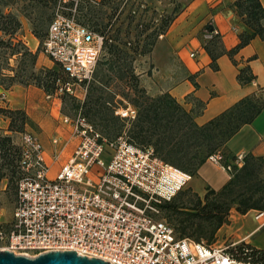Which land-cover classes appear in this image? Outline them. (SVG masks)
<instances>
[{"label":"built area","instance_id":"built-area-1","mask_svg":"<svg viewBox=\"0 0 264 264\" xmlns=\"http://www.w3.org/2000/svg\"><path fill=\"white\" fill-rule=\"evenodd\" d=\"M217 33L212 28L203 37ZM103 40L74 13L54 14L42 52L65 79L54 94L46 93L47 99L63 91L72 94L77 87L87 91ZM60 122L71 129L76 144L53 175L38 136L20 133L22 176L11 216L0 222V250L26 257L73 250L110 264H240L226 251L236 243L213 246L180 238L161 217L158 205L188 187L191 173L163 161L151 146H138L124 135L103 136L81 113L62 116ZM60 139L53 137L51 143ZM50 158L57 161L59 151L53 149ZM208 159L225 171L232 169L221 151ZM242 160L237 155L232 162L240 165Z\"/></svg>","mask_w":264,"mask_h":264},{"label":"trees","instance_id":"trees-1","mask_svg":"<svg viewBox=\"0 0 264 264\" xmlns=\"http://www.w3.org/2000/svg\"><path fill=\"white\" fill-rule=\"evenodd\" d=\"M22 1L25 0H0V86L8 90L14 85H33L43 89L47 94H54L58 89L59 81L64 80L65 75L57 65L55 69L44 68L36 71L34 69L36 53L30 51L16 37L21 28V20L20 11L15 6ZM29 1L47 6L49 3L55 4L58 0ZM90 1L70 0L66 3L68 6L74 5L76 19L80 23L99 32L104 38L103 51L93 78L88 83L85 99L80 104V108H85L83 115L88 114L92 109L96 114L103 115L105 109H108L105 106V103L109 102L108 97L99 95L93 98V88L89 86L96 80L97 67L105 66L117 80H128L129 88L139 93L133 97H130L129 93H122L129 98L136 110V115L131 120L129 136L131 142L153 147L155 154L163 161L192 175L210 155L217 151L223 152L225 163L234 161L236 156L228 153L226 142L241 126L253 121L261 112L264 101H259L255 95L244 96L207 122L198 124L195 115L200 112L201 104H197L196 110L188 111L169 92L150 96L144 89L138 88V80L133 73L134 56L151 52L155 40L159 35L165 34L183 6L175 7L170 13L163 15L161 23L150 33L145 34L143 43L140 44V36L148 30V25L141 29H137L136 25L134 40L131 41L129 30L126 31L123 39L119 28L114 29L109 22L101 25L92 20L90 16L93 13L92 7L81 15L82 17L79 16L82 9L91 5ZM105 2L106 0H100V3ZM25 8L26 6H23L24 12L21 14L29 18ZM233 8L252 32L239 33L237 44L229 49L224 47L219 33L203 39L202 46L211 58L213 70L218 69L217 59L221 55H227L233 64L238 65L235 59L237 52L256 36L264 39V7L260 1L235 0ZM63 13L71 14L70 11ZM52 18L53 16L45 18L47 25L44 33L34 29L33 34L38 38L42 36L43 40ZM40 24L38 21L37 25ZM212 28L208 23L203 27V32H210ZM10 58H14L17 62L16 67L9 64ZM248 61L249 59L238 67L237 80L240 84L249 83L255 78ZM61 95L70 94L63 91ZM0 116L9 119L7 127L9 133L2 130L0 132V180L7 179L8 187L14 190L15 200L22 170L19 165L20 147L13 143L10 134L23 132L32 121L23 109H12L2 105H0ZM84 116L88 119L86 115ZM88 121L91 122L89 119ZM105 126H108V122ZM158 208L161 217L173 227L178 237L212 243L217 230L229 222V215L233 209L240 214H245L249 210L264 212L263 158L251 153L244 154L240 165L232 164L229 178L220 188L214 189L208 186L205 193L199 195L190 187H186L170 200H164ZM226 251L238 262L264 264V249L255 248L245 242L228 246Z\"/></svg>","mask_w":264,"mask_h":264},{"label":"crops","instance_id":"crops-1","mask_svg":"<svg viewBox=\"0 0 264 264\" xmlns=\"http://www.w3.org/2000/svg\"><path fill=\"white\" fill-rule=\"evenodd\" d=\"M234 1L188 0L158 41L160 43L166 40L169 48L165 63L157 65L156 70L151 73L156 83L154 89L169 92L188 111L196 110L197 104H201L200 112L195 115L198 124L207 122L244 96L264 97V39L256 36L242 47L235 55L238 65L233 64L227 55H221L217 59V70L211 68V58L202 46L201 38L205 33L203 27L208 23L220 34L227 49L237 44L239 33L252 32L235 12ZM259 1L264 7V0ZM193 52L195 56L190 57L189 54ZM248 59L255 78L249 83L240 84L237 80L238 67ZM159 77L162 78L161 83L158 81ZM174 77H179V80L174 81ZM0 93L4 94L0 105L23 109L31 121L43 129V134H48L47 112L53 109L51 105L60 104L59 97L53 95L47 99L45 91L33 85H14L8 90L0 86ZM8 123V118L0 116V130L7 133ZM65 126H57L55 134L46 143L39 139L46 150L50 175L68 159L76 144L74 143L73 148L69 147ZM53 137L61 139L57 144H52ZM53 149L59 151L57 161H51L50 154ZM226 149L234 156L251 153L262 157L264 161V105L252 122L241 126L228 139ZM228 178V171L207 159L193 175L188 187L203 195L206 187L218 189ZM257 214L258 210L240 214L233 209L229 222L217 230L214 243L245 242L255 248L264 249V215Z\"/></svg>","mask_w":264,"mask_h":264},{"label":"rangeland","instance_id":"rangeland-1","mask_svg":"<svg viewBox=\"0 0 264 264\" xmlns=\"http://www.w3.org/2000/svg\"><path fill=\"white\" fill-rule=\"evenodd\" d=\"M67 1L70 0H58L55 4L49 3L47 6H41L40 4L25 0L19 2L15 6L20 11L19 18L21 20V28L16 37L21 40L25 47L36 53V62L34 64V69L36 71L44 68L55 69L56 66L42 52V36L39 38L36 37L33 34V31L34 29H37L44 33L47 25L45 18L48 16H54L56 12L63 13L70 11L71 13H74L76 17L77 14L74 5L68 6L66 4ZM90 2L91 5L82 9L79 16L85 14V12L92 7L93 13H90L92 20L97 21L101 25L109 22L114 29L119 28L123 39H125L124 35L126 31L129 30L131 41L134 40L136 25L137 29H141L148 25V30L140 36V44H142L145 34L150 33L154 27L161 23L163 15L170 13L175 7L181 8L182 6H185L188 0H106L104 4L100 3V0H91ZM23 6H26L25 9L27 13H29V18H26L21 14L24 12L22 11ZM87 16L89 17V15ZM38 21L41 23L39 26L37 25ZM159 39H161V35L155 40L150 53L146 55H135L132 60L133 73L137 77L138 88L144 89L146 94L150 96H156L163 93L157 91L156 88L154 89L155 80L151 77V73L153 70H156V66L165 63V55L169 48L166 40L158 43ZM203 39L205 38L202 37L201 40ZM173 63L176 64L175 61H173ZM9 64L14 67L17 66V62L14 58L9 59ZM95 78L96 80L89 85L93 88L92 97L96 98L99 95L108 97L109 102L105 103V106L108 109H105L104 112L106 114L103 113V115L100 113L96 114L93 109L88 112V114L84 115L88 117L93 123L92 125H94L103 136L109 139H115L119 135H124L129 140L131 133V120L134 119L136 110L130 103L129 98L123 96L122 93H129L131 95L130 97L136 96L139 93H136L132 88H129L130 82L128 80H117L112 72L106 70L105 66L102 68L99 66L97 67ZM175 80H179V77H174V81ZM158 81L161 83L162 78L159 77ZM86 93L87 92L84 93L79 87H77L70 95L62 96L61 94H55L54 96L60 98V104L51 105V107L53 106V109L47 112L49 127L48 134L44 135L43 129L33 121L30 126H26V130L24 131L34 133L39 139H41V141H43V143H46L51 138V135L53 136L55 134V128L62 124L60 122L62 116L74 118L79 113L82 115L83 112L85 113V108H80V104L84 101ZM258 99L259 101H264V97L261 95L258 96ZM0 101L3 100L0 99ZM106 122H108V126H105ZM65 132L66 136L69 138V147L73 148L76 140L71 137V129L68 126H65ZM20 133L17 132L10 134L13 143L17 146L20 145ZM231 164H233L232 161ZM14 201V190L8 187L7 179L4 178L0 180V222L10 218L14 207ZM209 244L213 246L222 245L221 243L214 242ZM240 264L248 263L240 262Z\"/></svg>","mask_w":264,"mask_h":264},{"label":"water","instance_id":"water-1","mask_svg":"<svg viewBox=\"0 0 264 264\" xmlns=\"http://www.w3.org/2000/svg\"><path fill=\"white\" fill-rule=\"evenodd\" d=\"M0 264H110L100 258L78 255L73 250L50 251L36 257L15 255L7 250H0Z\"/></svg>","mask_w":264,"mask_h":264},{"label":"bare ground","instance_id":"bare-ground-1","mask_svg":"<svg viewBox=\"0 0 264 264\" xmlns=\"http://www.w3.org/2000/svg\"><path fill=\"white\" fill-rule=\"evenodd\" d=\"M123 114H125V113H123Z\"/></svg>","mask_w":264,"mask_h":264}]
</instances>
